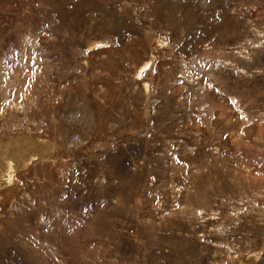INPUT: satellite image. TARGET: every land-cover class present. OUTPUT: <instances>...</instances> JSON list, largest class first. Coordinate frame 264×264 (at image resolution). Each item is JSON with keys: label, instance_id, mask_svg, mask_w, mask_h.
<instances>
[{"label": "rangeland", "instance_id": "374dc122", "mask_svg": "<svg viewBox=\"0 0 264 264\" xmlns=\"http://www.w3.org/2000/svg\"><path fill=\"white\" fill-rule=\"evenodd\" d=\"M0 264H264V0H0Z\"/></svg>", "mask_w": 264, "mask_h": 264}]
</instances>
